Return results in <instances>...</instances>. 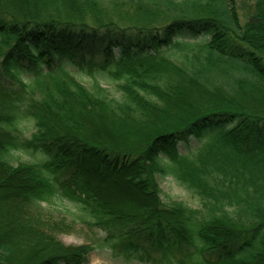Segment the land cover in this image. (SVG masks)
Returning <instances> with one entry per match:
<instances>
[{
    "label": "trees",
    "instance_id": "16d2710c",
    "mask_svg": "<svg viewBox=\"0 0 264 264\" xmlns=\"http://www.w3.org/2000/svg\"><path fill=\"white\" fill-rule=\"evenodd\" d=\"M77 222L122 262L264 264V0H0V264H86Z\"/></svg>",
    "mask_w": 264,
    "mask_h": 264
},
{
    "label": "rangeland",
    "instance_id": "374dc122",
    "mask_svg": "<svg viewBox=\"0 0 264 264\" xmlns=\"http://www.w3.org/2000/svg\"><path fill=\"white\" fill-rule=\"evenodd\" d=\"M188 103L195 104L196 100L190 99ZM184 107H188L184 105ZM190 145H196V141L193 138H190ZM188 148L187 144H179L178 149L181 152L186 151ZM34 159V156L28 152L15 151L12 154V162L17 163L18 161H29ZM89 173H91L93 166H90ZM157 181L161 188V197L164 201L171 199L182 200L189 205L197 206L198 199L193 195L189 190L185 189L183 186L178 184L171 176H162L157 175ZM96 186L99 189H102L104 194L112 200H119L116 195L117 187L122 188V190H129L126 186H121L118 178H111L110 180L97 181ZM130 192V191H129ZM131 194L137 198L136 194ZM104 235L103 231L96 228L88 227L82 222H77L74 227L65 232L57 233V237L65 245H81V244H90L93 246V249L88 254V260L86 264H143L138 262H122L114 258L109 252L108 248H95L96 244L99 242L100 238Z\"/></svg>",
    "mask_w": 264,
    "mask_h": 264
}]
</instances>
